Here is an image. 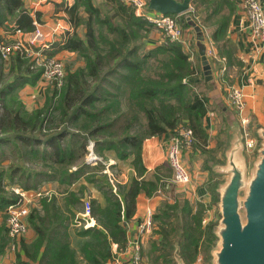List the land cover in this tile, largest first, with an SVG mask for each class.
I'll return each mask as SVG.
<instances>
[{
  "label": "trees",
  "instance_id": "1",
  "mask_svg": "<svg viewBox=\"0 0 264 264\" xmlns=\"http://www.w3.org/2000/svg\"><path fill=\"white\" fill-rule=\"evenodd\" d=\"M223 1L225 0H192V8L179 14H169L179 16L178 21L183 27H190L186 20V16L190 15L203 30L210 23L213 24L215 19L213 36L219 40L224 34L232 10V6L228 5L229 10L222 13ZM23 9L21 0H0V17H17L20 28L31 29L30 18L26 14L19 15ZM66 12L72 31L63 47L76 51L83 58L84 65L67 70L62 86L47 89L43 104L31 111L25 110L16 101L14 87L0 88V98L3 100L1 131H6L10 123L12 129L19 130L22 134L29 133L15 135V140L20 139L22 144L39 141L45 138L47 130L57 120L56 124H62L67 131L80 135L86 141L93 140L98 152L111 149L119 159L128 160L134 167L136 176L130 179L128 185L119 189L126 217L134 210L137 194L142 192L151 195L158 186L157 179L143 177V139L170 132L184 120L193 128V133H202V121L209 108V98L195 90L186 79L194 71V63L184 51L182 43L165 40L152 48H145L143 38L148 35L153 24L135 16L132 8L122 0H74ZM14 60L18 66H22L25 79L34 81L40 75V70L29 68L28 60L19 56ZM7 96H11V102L6 99ZM214 106L218 110H226L223 101L217 98L214 99ZM30 132L37 133L30 135ZM7 140L9 137H0V149ZM73 144L75 147L71 145L68 149L57 146L55 153L58 155V163L67 165L82 155L83 142ZM28 154L37 156L38 151L20 153L22 158H26ZM13 171L11 166L0 167L1 210H5L7 204L15 198L13 193L6 194L4 188L5 176L12 178ZM66 175L67 178L72 177L71 173L66 172ZM104 195V205L97 202L93 204V213L99 226L77 232L82 238L78 249L71 246L69 224L74 212L68 205L78 204L79 196L75 192H68L64 197L65 210L61 209L55 197H43V211L33 209L27 216L36 231V237L29 244H21L28 258L26 264H103L110 257V242L123 243L125 237L124 228L120 224L121 201L110 190L104 191ZM167 203H160L154 219L163 218L161 227L166 222L178 224L177 243L181 256L188 261L192 252H198L199 239L203 234L211 243L215 237L212 232L214 223L201 227L203 205L199 202L193 213L191 204L186 199L179 213L170 211L172 206ZM171 215H175L172 220ZM165 217L167 220H164ZM159 242L163 245L170 244L164 233ZM6 244L4 223L1 221L0 254ZM206 246H201L200 249L207 258L210 250ZM168 253L161 252L158 255L163 258V264L173 259L172 254L170 257L166 256Z\"/></svg>",
  "mask_w": 264,
  "mask_h": 264
},
{
  "label": "crops",
  "instance_id": "2",
  "mask_svg": "<svg viewBox=\"0 0 264 264\" xmlns=\"http://www.w3.org/2000/svg\"><path fill=\"white\" fill-rule=\"evenodd\" d=\"M23 10L19 13L26 14L30 18L31 29L20 28L16 21L17 17L7 16L3 19L0 17V37L10 38L16 36L13 33L14 27H19L22 30L30 31L34 27V24H40L43 28L45 37L50 42V52L59 57L65 66L66 62L71 63L72 69L83 66L84 61L80 55L74 51L63 47L64 41L68 34L72 31V26L68 19L66 9L73 4L74 0H21ZM264 8V0H260ZM191 0V7L193 6ZM222 5L221 12L228 9V5L232 6L230 10V18L227 21L224 34L222 38L216 40L213 36V30L216 26V20L213 19V24H209L206 29L203 30L205 36V45L208 47L210 44L214 50V56L210 57L209 64L211 68L212 77L209 80H205L203 69L201 65L200 55L198 53V40L196 39L195 30L190 27L185 28L183 48L185 50H194L193 59L199 58V69L197 75L191 76L188 80L192 82L195 87L202 90H206L209 101L214 103V99L219 101L224 99L223 103L226 107L230 108L227 103V88L230 85H237L241 87L245 97V113L249 115L250 119H254L255 124L261 125V119L264 118V47L253 58L251 56L250 41L248 38L247 28L241 29V21H244L241 10V0H225ZM219 14H221L219 12ZM198 23V22H197ZM199 24V23H198ZM153 28H155L153 26ZM156 29V28H155ZM159 30H155L154 34L148 35L143 39V46L148 48L150 45L155 46L162 40L159 37ZM19 56L14 54L9 58H2L0 56V88H15L13 91L16 101L21 103L23 108L27 111H31L43 104L44 93L47 85L40 79V75L34 81L25 79L26 76L22 66H18L15 62V57ZM195 56V57H194ZM21 59H26L19 56ZM29 62V61H28ZM75 67V68H74ZM69 70H72L70 67ZM249 78L252 82H249ZM211 80V82H210ZM209 81V82H208ZM224 89V96L218 93L219 89ZM8 101L11 102V96H7ZM209 102V103H210ZM227 104H226V103ZM3 100L0 98V113L3 111ZM216 107L209 106L206 114L203 117L202 129L203 132L194 131V141L190 146H185L182 149L183 161L191 174V181L183 189L185 196L192 204L191 212H195L196 203L199 202L203 205V211L201 214V227H205L206 223L213 218V199L217 196L216 184L222 179L220 173H216L213 169L214 164L221 163L224 160V152L229 143L228 139L220 137L219 129H217V113L221 118L225 119V111L216 109ZM232 110V109H231ZM236 120L237 116L232 110ZM261 115L263 117H261ZM226 120V119H225ZM53 124V127L47 130V134L43 140L28 141L21 143L20 139L15 140V135H28V132L22 134L19 130L11 128L8 123V129L1 131L0 137H9V140L4 142V145L9 146L8 151L11 156L6 155V158L2 160V165L5 168L11 166L14 171L12 178L9 175L5 176L6 180H11L13 185H20L25 189H37L45 192L41 197L37 198L31 206V210H42V199L55 197L60 204L62 210H65L64 197L68 192H75L79 196V203L76 205H68L72 207L74 216L77 215L83 209V201L89 198L91 201V211L93 213V204L95 202L104 205L105 195L104 191L110 190L112 193L118 196L122 204V218L120 224L124 228L125 237L123 243L117 241L110 242V257L106 259L103 264H112V257L114 255V243H117L120 248L127 247L129 239H134L139 236L138 224L141 222L142 217L145 215L146 209L151 208L155 212L157 211L159 202H168L167 200V182L172 181L171 169L165 160L166 142L170 132L162 134L152 135L145 137L141 144V158L145 167L143 177L145 179L158 180V186L151 195L145 193L137 194L135 198V206L133 212L124 217L123 207L124 200L119 189L122 186L128 185L130 179L136 176L134 167L128 160H122L117 157L115 152L111 149H103L102 152L93 150L96 155L100 156V160L97 164H90L86 162L87 144L89 141L94 142L91 139L84 140L80 135L67 131L62 124ZM239 122V121H238ZM240 124V123H239ZM226 130H223L224 134ZM37 132H30L35 134ZM230 134V133H229ZM219 136V137H218ZM222 136V135H221ZM14 138V139H13ZM83 142L82 155L73 162L67 165H62L57 162L58 155L55 153L57 146H62L68 149L69 146H74L73 142ZM11 148V149H10ZM38 151L37 156L26 155V158H22L20 153ZM31 161H28L29 159ZM37 160L38 163L35 161ZM111 161L110 168L115 172H125L126 179L122 183L117 184L116 191L112 189L108 182L106 174L103 172L104 163ZM1 162V161H0ZM5 163V164H4ZM33 164H43V167H33ZM32 165V166H31ZM61 168V169H60ZM168 171L167 176L164 174L163 169ZM16 169V170H15ZM21 169L26 170L24 177H27V185L21 184L22 179H18L17 173L21 172ZM56 169V170H55ZM58 169H60L58 171ZM28 172V173H27ZM67 173H71L70 178H67ZM76 176V177H75ZM91 178V179H90ZM18 179V180H17ZM16 180V181H15ZM183 187L177 188L180 189ZM175 189V193L178 192ZM181 190V189H180ZM160 202V203H161ZM159 204V205H158ZM190 212V214H191ZM73 216V218H74ZM95 218V225L90 227L75 226L73 219L69 224V233L71 246L73 248H79V242L82 239L78 231L86 228H92L99 226L97 218ZM205 219L206 222L202 220ZM5 221L0 219V222ZM149 235H146L145 238ZM36 237V231L27 219V230L18 239H9L7 244L0 254V264H21L27 261V256L24 254L21 244L30 243ZM152 237L161 240V235L157 234ZM142 239V245H143ZM175 242V241H173ZM173 244V243H172Z\"/></svg>",
  "mask_w": 264,
  "mask_h": 264
},
{
  "label": "built area",
  "instance_id": "3",
  "mask_svg": "<svg viewBox=\"0 0 264 264\" xmlns=\"http://www.w3.org/2000/svg\"><path fill=\"white\" fill-rule=\"evenodd\" d=\"M131 6L133 13L137 17L146 19L153 26L161 31L168 40H176L185 44V28L179 23L178 16L152 10L148 7V0H122ZM241 10L244 21H241V29L248 31V38L251 47V56L254 58L264 47V8L260 0H241ZM16 36L0 37V56L4 59L17 54L29 61V68L40 70V79L45 85L60 88L65 77V67L63 61L50 52V42L46 39L43 28L35 23L30 31H25L19 27L13 28ZM207 58L214 56V50L209 44L206 47ZM249 82L252 80L249 78ZM227 103L234 111L242 126L243 141L246 149H255L257 139L251 135L247 128L249 115L245 113V97L241 87L230 85L227 88ZM1 133V130H0ZM194 141V133L191 127H183L169 133L166 142L165 160L171 169L172 181L180 187L185 188L191 181V174L188 171L183 158L182 149L190 146ZM86 162L97 164L101 159L93 150V142L87 144ZM111 161L104 163L103 172L106 174L108 182L116 191L117 184L126 179L125 172H115L110 168ZM10 189L15 195L14 200L5 207V229L10 239H18L27 230V216L31 206L37 198L47 191L25 189L20 185H11ZM206 222L205 219L202 220ZM82 227L95 225V218L91 211V201L86 198L83 201V209L74 216V224ZM154 227V211L147 208L145 215L138 224L139 236L129 239L128 246L120 248L114 243V255L112 264H144L141 254L142 239L151 234ZM144 241V240H143ZM25 264V263H21Z\"/></svg>",
  "mask_w": 264,
  "mask_h": 264
},
{
  "label": "water",
  "instance_id": "4",
  "mask_svg": "<svg viewBox=\"0 0 264 264\" xmlns=\"http://www.w3.org/2000/svg\"><path fill=\"white\" fill-rule=\"evenodd\" d=\"M148 7L179 14L191 7V0H148ZM186 20L196 32L203 74L209 80L212 75L202 27L188 15ZM224 111L230 135L224 160L213 166L223 177L216 184L219 216L212 232L218 243L210 249L211 260L214 264H264V125H256L260 141L249 167L241 126L230 108ZM172 245L175 263L187 264L177 240Z\"/></svg>",
  "mask_w": 264,
  "mask_h": 264
},
{
  "label": "rangeland",
  "instance_id": "5",
  "mask_svg": "<svg viewBox=\"0 0 264 264\" xmlns=\"http://www.w3.org/2000/svg\"><path fill=\"white\" fill-rule=\"evenodd\" d=\"M131 7V6H130ZM133 11V10H132ZM188 16H190V15H188ZM191 17V16H190ZM192 18V17H191ZM193 19V18H192ZM178 20H179V16H178ZM194 20V19H193ZM180 23V22H179ZM181 24V23H180ZM200 25V24H199ZM201 26V25H200ZM202 27V26H201ZM155 30H159V29H155V28H152L150 31H149V33H148V35L150 34V35H152V34H154V31ZM158 32H160V36L159 37H161V40L162 41H165V40H168L166 37H164L163 36V34L161 33V31L159 30ZM148 35H146V36H148ZM144 39V38H143ZM152 47H154V46H152V45H150L148 48H152ZM184 51L189 55V57H190V59H191V62L192 63H194L193 64V69H194V71L192 72V73H190L188 76H186V79H189L191 76H194V75H197V73H198V69H199V58H196L195 56V58L193 59V54L195 53L194 52V50L192 49V50H185L184 49ZM81 57V56H80ZM82 58V57H81ZM83 59V58H82ZM71 65V63L70 62H66L65 63V75H66V72H67V70H69L68 68L70 67L71 69H72V67L70 66ZM75 68V67H74ZM72 70H74V69H72ZM189 81V80H188ZM192 86H193V88L195 89V90H197V91H201V89L199 88L198 89V87H195L194 85H193V83L192 82H189ZM49 88H51L52 89V86H51V84H49L48 86H47V88H46V90L47 89H49ZM202 94H207L206 93V90H202V92H201ZM218 93H220V94H222L223 96L225 95L224 93V89L222 88H220L219 89V91H218ZM208 97V96H207ZM223 101H224V99H223ZM210 102V101H209ZM226 103V102H225ZM213 102L211 103H209V106H213ZM227 104V103H226ZM229 106V105H228ZM214 110H215V112L217 113V111H216V109L214 108ZM216 118H217V129H219V132H220V134H218L220 137H223V138H226V139H228V137H229V125H230V123H227V121L224 119V118H221V116L217 113V116H215ZM261 117H263L262 115H261ZM250 118V117H249ZM53 119H55V117L53 118ZM56 120V119H55ZM57 121V120H56ZM255 117H254V119H253V117H252V119H249V122H248V125H247V130H248V132L251 134V135H253V136H255L256 137V139H257V144L259 143L258 141H260V139H259V137H258V135H257V127H256V124H255ZM261 125H264V118H262L261 120ZM54 124V123H53ZM191 127V126H189L188 125V123L184 120V121H182L181 123H179L176 127H175V129L174 130H178V129H181V128H183V127ZM192 128V127H191ZM0 130H1V127H0ZM174 130H172V131H170V132H173ZM192 130H193V128H192ZM223 130H226L225 132H224V134H221V133H223ZM241 131H242V126H241ZM222 135V136H221ZM218 136V137H219ZM8 147L9 146H7V145H3L2 146V149H0V167L1 168H5V166L4 165H2L1 163H2V160H4L5 158H6V155H9V156H11V154H12V151H11V153L8 151ZM11 149V148H10ZM243 151H244V154H245V156L247 157V162L249 163V167L251 166V160H252V158L254 157V151H255V149H246V148H244L243 149ZM86 153L88 154L89 153V150H87L86 151ZM28 161H31L32 162V159L30 158ZM36 163H38L37 162V160L35 161ZM5 164V163H4ZM32 166V165H31ZM41 166L43 167V164L41 165V164H33V167H38V168H41ZM163 171H164V174L167 176V174H168V171H167V169L166 168H164L163 169ZM28 173V172H27ZM171 173V172H170ZM24 174H26V170L25 169H21V172H19V173H17V177L16 178H18V179H22V181H21V184L23 183V185H27V183H26V181H27V177H24L25 175ZM222 178V176L220 177V179ZM17 179V180H18ZM16 181V180H15ZM4 183H5V185H4V188H5V193L6 194H11L12 193V191H11V189H10V186L11 185H13V182H11V180H6V179H4ZM177 188H179V186H177L173 181H168L167 182V186H166V190H167V195H168V197H167V200H168V203H167V205H169V206H172V208H169V210L170 211H172V212H174V210H175V212H177V213H179V212H181V205L185 202V199L186 200H188L185 196H183V194H185V193H182V192H185L184 190V188H180V189H177ZM175 189H177L176 191H178V192H176L175 193ZM184 189V190H183ZM243 194V191L241 192V195ZM216 198L215 199H213V204H214V206H213V218L211 219V220H209L207 223H206V225L208 224V223H210V222H213L214 224H213V226H215V224H216V222H217V219H218V216H219V214H218V208H217V196H215ZM189 201V200H188ZM161 202V201H160ZM160 202H159V204H160ZM190 202V201H189ZM158 204V205H159ZM174 204H177V206H174ZM191 204V203H190ZM193 205H194V203H192ZM191 204V205H192ZM159 207V206H158ZM155 210V212H156V208L154 209ZM93 215V214H92ZM94 216V215H93ZM171 218V220L172 219H174V217H175V215H171L170 216ZM4 218H5V211L4 210H1L0 209V219L1 220H4ZM73 220H74V218H72ZM164 220H167V218L165 217L164 218ZM176 220V219H175ZM72 222V221H71ZM161 222H163V218H155L154 219V227H153V229L151 230L152 232H151V234H150V236H147L145 239H144V241H143V245H142V248H141V254H142V257H143V261H144V264H163V258H161V257H159L158 255H160V253L161 252H164V253H168V252H170L171 251V253H168V254H166V256L167 257H170L171 256V254H172V257H173V246H172V243L174 244V242L173 241H176V240H178L179 239V236L177 235V231H176V227H178V224L177 225H174V223H173V225L171 224V223H164V225H163V227H161V225H162V223ZM73 223H74V221H73ZM176 223H178V220L176 221ZM179 224H181V222L179 223ZM75 226H79L78 224L76 225V223L74 224ZM80 227H82V226H80ZM213 228V227H212ZM6 233V232H5ZM166 234V236H167V239L170 241V244L169 245H163L161 242H159V240L157 239V238H154V237H152V235L154 236H156L157 234H160L161 235V237H162V234ZM6 238H7V241H9V239H10V237L7 235V233H6ZM210 240V239H209ZM209 240L207 241V238L205 237V234H203L202 236H201V238L199 239V244H200V246H199V250H198V252L197 253H195V254H193V252L190 254V256L188 257V261H185L184 260V258H183V260L187 263V264H214V262H212V260H211V255L209 256V257H207L206 258V256H205V252L202 250V249H200L201 248V246H209V250L212 248V247H214V248H217V243H218V239L216 238V237H214L212 240H211V243H209ZM153 244H155L156 246L155 247H153ZM206 246V247H207ZM160 247H163V248H160ZM156 248V249H155ZM206 249V248H205ZM167 264H176L175 263V261H174V259H172V261H168V263Z\"/></svg>",
  "mask_w": 264,
  "mask_h": 264
}]
</instances>
